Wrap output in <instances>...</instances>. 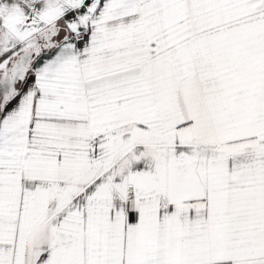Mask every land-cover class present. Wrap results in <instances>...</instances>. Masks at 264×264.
Returning a JSON list of instances; mask_svg holds the SVG:
<instances>
[{"label":"snow or ice","instance_id":"6c2138e0","mask_svg":"<svg viewBox=\"0 0 264 264\" xmlns=\"http://www.w3.org/2000/svg\"><path fill=\"white\" fill-rule=\"evenodd\" d=\"M0 264H264V0H0Z\"/></svg>","mask_w":264,"mask_h":264}]
</instances>
